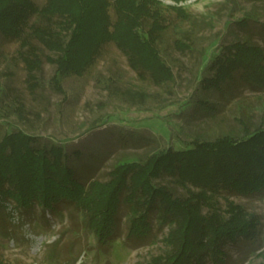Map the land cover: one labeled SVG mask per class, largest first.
Returning a JSON list of instances; mask_svg holds the SVG:
<instances>
[{
	"label": "rangeland",
	"instance_id": "obj_1",
	"mask_svg": "<svg viewBox=\"0 0 264 264\" xmlns=\"http://www.w3.org/2000/svg\"><path fill=\"white\" fill-rule=\"evenodd\" d=\"M35 1L43 5L46 0ZM160 1L167 28L159 47L174 70V79L163 84L139 78L126 54L109 42L84 74L61 77L66 90L61 93L52 86L56 64L45 58L53 53L35 40L43 53L41 85L30 92L25 63L17 52L19 40L0 34V138L23 129L38 135L40 144L64 145L69 162L88 183L109 179L124 158H144L157 149L184 147L196 137L264 126V90L240 79L225 85L224 91L207 89L202 81L212 73L209 64L224 44L245 38L264 46V0ZM175 4L188 17L168 6ZM243 17L249 18L248 26L238 23ZM205 99L217 103L211 114L202 113L207 110L200 104ZM159 180L187 194L170 176ZM223 194L259 214L261 226L254 239L227 241L219 264H264V191ZM8 210L0 215V260L10 264H140L167 249L170 224H161L151 210L150 232L132 233L127 200L106 241L87 226L82 210L73 204L52 210L18 208L9 202Z\"/></svg>",
	"mask_w": 264,
	"mask_h": 264
},
{
	"label": "trees",
	"instance_id": "obj_2",
	"mask_svg": "<svg viewBox=\"0 0 264 264\" xmlns=\"http://www.w3.org/2000/svg\"><path fill=\"white\" fill-rule=\"evenodd\" d=\"M168 6L188 17L181 5ZM165 18L160 0H46L43 5L0 0V34L19 40L17 52L25 63L30 92L41 85L43 53L35 40L53 53L45 58L56 64L52 86L61 93L66 92L61 77L84 74L109 42L126 54L139 78L156 84L173 80V67L159 47ZM238 23L248 26L250 20L243 17ZM209 68L212 73L202 80L207 89L224 91L225 85L240 79L252 89L264 90V46L251 39L224 44ZM200 104L207 109L203 114L213 113L217 106L210 99ZM39 140L23 129L0 138V215L9 202L18 208L38 205L52 210L73 204L82 210L87 226L106 241L127 200L132 233L150 232L151 210L161 224H170L165 252L140 264H219L227 241L254 239L260 232V215L223 193L264 191V126L196 137L184 147L157 149L144 158H124L114 165L109 179L88 183L69 162L64 145ZM167 175L187 194L159 180Z\"/></svg>",
	"mask_w": 264,
	"mask_h": 264
}]
</instances>
